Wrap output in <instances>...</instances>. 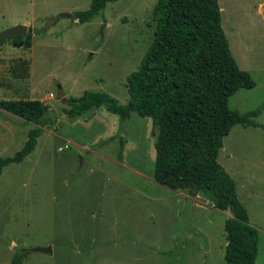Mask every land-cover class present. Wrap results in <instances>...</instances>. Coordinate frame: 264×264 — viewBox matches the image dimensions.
<instances>
[{"label":"rangeland","instance_id":"obj_1","mask_svg":"<svg viewBox=\"0 0 264 264\" xmlns=\"http://www.w3.org/2000/svg\"><path fill=\"white\" fill-rule=\"evenodd\" d=\"M157 1L110 2L81 23L73 14L92 0H0V33L32 30L30 49L16 46L27 34L0 46V60L31 62L26 90L8 98L50 106L35 149L0 175V264H14L18 253H26L22 264H226L230 212L199 192L154 180L151 117L132 112L122 120L104 105L76 117L64 113L67 99L85 91L128 102L127 77L154 40ZM219 4L231 53L255 81L237 90L229 107L262 112L258 127L231 129L218 160L259 231L256 264H264V0ZM35 127L0 108V157L20 151Z\"/></svg>","mask_w":264,"mask_h":264},{"label":"trees","instance_id":"obj_2","mask_svg":"<svg viewBox=\"0 0 264 264\" xmlns=\"http://www.w3.org/2000/svg\"><path fill=\"white\" fill-rule=\"evenodd\" d=\"M115 1L92 0L88 10L73 17L91 21ZM153 19L154 40L138 69L127 77L128 102L120 104L104 91H85L67 99L64 113L76 117L104 105L122 120L132 112L151 117L157 132L154 180L171 189L199 192L216 209L230 212L224 225L226 264H256L259 231L239 199L236 180L218 160L223 140L235 125L259 126L256 118L262 108L241 113L229 107V98L239 89L255 87V81L231 53L219 0H158ZM23 43L30 49L32 30ZM30 78L28 59L0 60V96H7L0 99V108L37 125L20 151L0 157V175L35 149L48 124L49 105L24 96L8 98L14 90L24 92ZM25 255L16 254L14 264H22Z\"/></svg>","mask_w":264,"mask_h":264},{"label":"water","instance_id":"obj_3","mask_svg":"<svg viewBox=\"0 0 264 264\" xmlns=\"http://www.w3.org/2000/svg\"><path fill=\"white\" fill-rule=\"evenodd\" d=\"M28 33V27L27 26H15L9 30H6L4 32L0 33V46L4 44V41L11 37V36H18V35H26ZM23 43L21 42L20 44L16 45L18 47H21ZM66 101V100H65ZM32 251L35 252H43V253H49L52 251L50 247L44 248V247H36Z\"/></svg>","mask_w":264,"mask_h":264},{"label":"built area","instance_id":"obj_4","mask_svg":"<svg viewBox=\"0 0 264 264\" xmlns=\"http://www.w3.org/2000/svg\"><path fill=\"white\" fill-rule=\"evenodd\" d=\"M51 97H52V95H51Z\"/></svg>","mask_w":264,"mask_h":264}]
</instances>
